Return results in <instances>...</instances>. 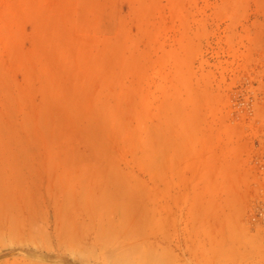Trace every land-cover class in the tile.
Returning <instances> with one entry per match:
<instances>
[{
    "label": "rangeland",
    "instance_id": "obj_1",
    "mask_svg": "<svg viewBox=\"0 0 264 264\" xmlns=\"http://www.w3.org/2000/svg\"><path fill=\"white\" fill-rule=\"evenodd\" d=\"M0 264H264V0H0Z\"/></svg>",
    "mask_w": 264,
    "mask_h": 264
}]
</instances>
